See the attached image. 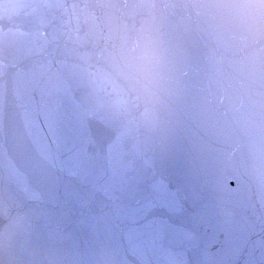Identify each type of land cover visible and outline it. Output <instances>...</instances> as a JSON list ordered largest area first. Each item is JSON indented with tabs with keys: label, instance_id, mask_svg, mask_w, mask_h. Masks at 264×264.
<instances>
[{
	"label": "water",
	"instance_id": "water-1",
	"mask_svg": "<svg viewBox=\"0 0 264 264\" xmlns=\"http://www.w3.org/2000/svg\"><path fill=\"white\" fill-rule=\"evenodd\" d=\"M241 1L0 0V264H55L84 225L97 264L113 234L97 231L117 227L62 203L108 180L150 204L131 226L149 246L264 264V0ZM99 89L116 111L90 118ZM43 216L61 236L48 255Z\"/></svg>",
	"mask_w": 264,
	"mask_h": 264
},
{
	"label": "bare ground",
	"instance_id": "bare-ground-1",
	"mask_svg": "<svg viewBox=\"0 0 264 264\" xmlns=\"http://www.w3.org/2000/svg\"><path fill=\"white\" fill-rule=\"evenodd\" d=\"M0 167H2L0 165ZM260 194L259 196H264V185H262L260 187ZM19 194L24 198L28 195V192L26 191H20ZM68 200L69 198H75L77 197V195H71L68 194ZM62 206L64 208H77L80 209V203L78 200H71L69 201H65L62 203ZM44 223V225H42ZM51 222V219L47 216H43V220L42 222L39 224V227L42 228L43 226H45V232L47 235V238L49 237L50 239H56L59 240L60 239V230L54 228L51 226V224L49 223ZM84 230V238L77 244L72 245L67 249V251L64 253L63 258H57L55 264H93L91 262L86 263L85 261L89 258V256L91 257V252H89V256H85L86 251L89 248H93V244L95 245L97 240L94 236V234L89 233L87 230H91V228L89 226L83 227L81 232L83 233ZM99 234V232H97ZM100 235V234H99ZM32 243V239L29 241V244L31 245ZM136 246V245H135Z\"/></svg>",
	"mask_w": 264,
	"mask_h": 264
},
{
	"label": "clouds",
	"instance_id": "clouds-1",
	"mask_svg": "<svg viewBox=\"0 0 264 264\" xmlns=\"http://www.w3.org/2000/svg\"><path fill=\"white\" fill-rule=\"evenodd\" d=\"M142 70L147 74H153L162 70V57L155 42H151L145 48Z\"/></svg>",
	"mask_w": 264,
	"mask_h": 264
}]
</instances>
